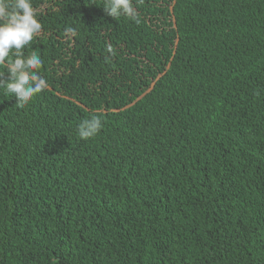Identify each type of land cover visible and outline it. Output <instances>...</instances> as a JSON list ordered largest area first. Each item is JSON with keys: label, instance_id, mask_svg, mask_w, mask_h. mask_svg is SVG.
<instances>
[{"label": "trees", "instance_id": "16d2710c", "mask_svg": "<svg viewBox=\"0 0 264 264\" xmlns=\"http://www.w3.org/2000/svg\"><path fill=\"white\" fill-rule=\"evenodd\" d=\"M32 3L49 87H0V264H264V0Z\"/></svg>", "mask_w": 264, "mask_h": 264}, {"label": "clouds", "instance_id": "9594fccd", "mask_svg": "<svg viewBox=\"0 0 264 264\" xmlns=\"http://www.w3.org/2000/svg\"><path fill=\"white\" fill-rule=\"evenodd\" d=\"M102 6L105 13L114 19L125 16L140 22L133 0H103ZM42 29L32 0H0V76H3L5 68L9 73L7 80L0 79V87L6 88L8 96L16 97V105L20 108L49 87L40 72L44 63L41 56L35 50L25 54V49L41 34ZM66 32L76 34L73 27H67ZM107 51L114 54L110 45ZM102 126V116L91 115L79 123L78 136L82 140L91 139Z\"/></svg>", "mask_w": 264, "mask_h": 264}, {"label": "rangeland", "instance_id": "374dc122", "mask_svg": "<svg viewBox=\"0 0 264 264\" xmlns=\"http://www.w3.org/2000/svg\"><path fill=\"white\" fill-rule=\"evenodd\" d=\"M72 104H73V105L80 106L81 108H84L83 105H81L80 103H77V102L72 101ZM86 111L88 112L87 109H86Z\"/></svg>", "mask_w": 264, "mask_h": 264}]
</instances>
